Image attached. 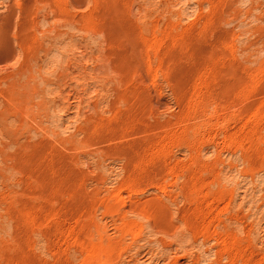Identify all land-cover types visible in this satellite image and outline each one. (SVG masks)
Here are the masks:
<instances>
[{"label": "rangeland", "instance_id": "1", "mask_svg": "<svg viewBox=\"0 0 264 264\" xmlns=\"http://www.w3.org/2000/svg\"><path fill=\"white\" fill-rule=\"evenodd\" d=\"M0 264H264V0H0Z\"/></svg>", "mask_w": 264, "mask_h": 264}]
</instances>
